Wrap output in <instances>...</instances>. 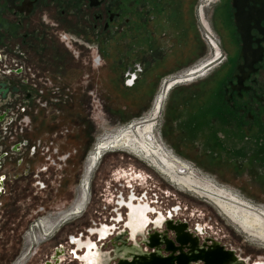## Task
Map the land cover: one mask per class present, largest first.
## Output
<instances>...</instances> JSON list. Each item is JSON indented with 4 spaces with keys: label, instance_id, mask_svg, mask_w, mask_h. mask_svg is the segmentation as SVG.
<instances>
[{
    "label": "flooded vegetation",
    "instance_id": "flooded-vegetation-1",
    "mask_svg": "<svg viewBox=\"0 0 264 264\" xmlns=\"http://www.w3.org/2000/svg\"><path fill=\"white\" fill-rule=\"evenodd\" d=\"M196 4L197 0H0V199L6 195L11 181L13 155H18L16 165L21 167L25 161L23 152L31 148L33 155L39 146V143L31 145L29 135L35 131L32 119L58 114L62 100L71 101L76 95V56L72 49L83 50L89 64L92 54L101 64L111 50L117 57L118 69L123 70L121 80L129 87L153 80V72L163 69L167 63L182 68L165 77L160 83L164 85L191 68H186L190 60L186 58L185 49L190 35L197 36L196 20L189 21L188 14L189 8H195ZM206 20V25L209 24L219 36V50L222 53V48L225 59L217 77L209 80L212 84L205 104L199 103L203 113L199 112V115L205 116L203 120L199 118V134L207 135V148L233 151L246 142H249L246 143L249 149L258 143L262 146L264 0H218L210 11L209 21ZM168 49L174 51L168 53ZM197 62L199 59L195 64ZM200 80L182 83L167 91L158 114L172 91ZM85 83H90V78H86ZM61 85H67V88L61 90ZM156 97L157 94L144 116L150 115ZM146 119L104 131L96 139L84 161L81 181L71 206L40 218L31 226L23 238V249L11 264H27L40 244L84 213L90 200L92 176L106 155L120 152L141 157L133 149L118 144L113 136L135 128ZM187 124L196 128L190 120ZM262 157L264 161V154ZM250 158L248 156L246 160ZM28 175L26 168L24 176ZM114 177L117 182L127 180L130 189L134 181L144 183L147 179L141 171L129 174L119 171ZM133 199L132 194L127 200L121 196L116 203L126 208L127 220L117 213L110 225L89 228L86 239H82V235L68 239L74 246L70 251L71 262L118 264L120 260L137 256L178 257L189 254L192 248L200 255L219 246L237 257L232 264H251L210 235L206 226H190L185 218L178 217L180 209L151 208ZM144 199L147 198L144 196ZM110 201L114 202L113 198ZM93 235L94 242L90 238ZM256 243L264 245L263 242ZM64 251L62 247L56 248L44 264L62 262L60 257ZM198 264L204 263L199 260Z\"/></svg>",
    "mask_w": 264,
    "mask_h": 264
},
{
    "label": "rangeland",
    "instance_id": "rangeland-1",
    "mask_svg": "<svg viewBox=\"0 0 264 264\" xmlns=\"http://www.w3.org/2000/svg\"><path fill=\"white\" fill-rule=\"evenodd\" d=\"M200 1L197 0L193 14L197 36L193 38L190 35L188 45L184 48L186 58H194L186 68L195 66L198 59L200 62L207 56L214 57L217 50V58L220 55L219 36L215 35L209 24L207 27L214 37L213 44H209L210 52L202 41L200 31L205 34L206 25L200 18L198 24L197 8ZM215 4L206 8L204 21L206 18L209 21L210 11ZM72 50L76 56V95L71 101L61 99L58 114L40 115L32 119L35 131L29 135L31 145L39 143V146H36L33 155L30 154L31 148L23 152L25 161L21 167L16 165L18 155L12 157L11 181L8 183L6 195L0 199V264H11L20 254L25 234L40 218L54 215L71 206L81 181L84 161L96 139L104 131L130 126L145 118L147 114H144L149 110L155 94L158 95L162 88L161 81L182 70L154 79V83L147 79L148 82L145 81L144 85L129 87L121 80L123 70L118 69L115 62L117 57L111 50L107 60L101 64L93 54L89 64L87 54L83 50ZM169 50L168 53L174 51ZM221 51L224 55L222 48ZM217 58L213 59L210 68L217 63ZM220 67L221 65L214 67L208 72V75H211L207 79L180 87V91L174 92L199 94L202 98L199 99L198 96L194 103L185 101L181 108L183 111L177 110L173 119L170 118L169 112H166L164 104L162 112L160 110L158 114L160 118L156 115L151 121L155 134H152L153 140L166 152L186 163L193 174L200 176L205 183H215L228 189L242 201L264 209V145L258 143L249 149L246 144L249 142L244 140L246 143H240L238 149L233 151L217 147L207 148V135L199 134V118L205 119V116L201 115L203 113L199 103L205 104L206 95L211 90L212 81L209 80L217 77L214 75ZM86 78H90V83H85ZM60 88L63 90L67 85H61ZM63 93L66 94V91ZM189 120L197 129L188 127ZM129 155L116 152L102 159L92 176L90 200L84 213L64 224L40 244L27 264H44L58 247L65 250L60 257V264H79L71 262L70 251L74 250V246L68 239L80 235L82 239H86V231L89 228L98 227L100 224L110 225L117 213L125 216L127 220L126 208L119 207L116 203L119 197L127 200L131 194L134 202L142 201L151 208L166 206L169 209H180L178 217L185 218L190 226H206L210 235L231 247L241 258L247 259L251 264H264V245L253 242L240 233L206 199L169 183L162 171L148 160L134 153ZM248 156L251 160H246ZM26 168L29 170L28 176H24ZM119 171H126L128 174L141 171L147 179L144 183L134 181L133 188L130 189L127 188V180H115L114 176ZM144 196L147 199H144ZM112 198L114 202L110 201ZM90 238L93 242L96 241L94 235Z\"/></svg>",
    "mask_w": 264,
    "mask_h": 264
},
{
    "label": "bare ground",
    "instance_id": "bare-ground-1",
    "mask_svg": "<svg viewBox=\"0 0 264 264\" xmlns=\"http://www.w3.org/2000/svg\"><path fill=\"white\" fill-rule=\"evenodd\" d=\"M211 4L212 0H201L200 2L199 18L205 25V10ZM204 29L210 32L207 25L206 27L204 26ZM212 39H214L213 36L210 41L211 44H213ZM217 55L218 50L214 57L208 58L207 56L195 66L177 74L176 77L179 76V78L173 81L172 79L175 77L167 80V83L160 88L154 104L151 107V113L147 116L148 119H146L147 117L143 118L142 120H146L138 123L135 128L120 131L113 138L114 141H118V144L133 149L142 158L144 157L149 163L157 167L159 171L161 170L163 175L166 176V179L173 185L185 191L188 190L197 194L199 198L209 201L223 217L228 219L240 233L246 235L251 241L264 243V209H259L254 207V205H250L248 202L242 201L234 193L215 183H205L204 179L202 180L200 176L193 174L186 163L166 152L153 140V125L151 121L158 114L162 106V100L167 95V91L169 92L174 86H178L179 84H187L194 80L207 77V70L214 61L213 59L217 58ZM168 86L171 88L169 89Z\"/></svg>",
    "mask_w": 264,
    "mask_h": 264
},
{
    "label": "water",
    "instance_id": "water-1",
    "mask_svg": "<svg viewBox=\"0 0 264 264\" xmlns=\"http://www.w3.org/2000/svg\"><path fill=\"white\" fill-rule=\"evenodd\" d=\"M195 248H192L191 252L187 255L178 257H160L158 255L150 256H137L131 260H120L118 264H198L199 260L204 264H232L237 261V257L233 252L225 251L219 246H215L212 251L206 253H200ZM61 261L57 260L55 264H60Z\"/></svg>",
    "mask_w": 264,
    "mask_h": 264
},
{
    "label": "crops",
    "instance_id": "crops-1",
    "mask_svg": "<svg viewBox=\"0 0 264 264\" xmlns=\"http://www.w3.org/2000/svg\"><path fill=\"white\" fill-rule=\"evenodd\" d=\"M188 14H190V16H189V21L191 20V19H193V14H194V8H189V11H188ZM186 54V53H185ZM197 57V56H196ZM193 57H191V58H189V60H193L192 59ZM198 59V58H197ZM187 65H189V62H188V64ZM186 65V66H187ZM182 69V68H181ZM177 70H180V68H178L176 65H174V63H172V62H170V63H167L166 65H165V67H163V69H160V70H156V71H154L153 72V76L152 77H154L153 78V80H149V82H155L154 81V79H158V77L159 76H163V75H166V74H168V73H172V72H175V71H177ZM216 74H218V71L216 72ZM214 76H216V75H214ZM146 82H148V81H146ZM146 82H142V83H140V84H137V85H144V84H146ZM136 85V86H137ZM178 90V89H177ZM176 91V90H175ZM175 91H172L170 94H169V96H168V98H167V100H166V102H165V110H166V112H169V115H170V118L171 119H173L174 118V116H175V112L177 111V110H180V111H183V109H181L182 107H183V105L186 103L185 101H187V103L189 102H192V103H194V99H196L198 96H199V94H193V93H190V94H183V93H178V92H176V93H174ZM178 91H180V90H178ZM188 99V100H187ZM184 102V103H183ZM192 108H193V106H191ZM187 108H189V107H187ZM166 140V139H165ZM172 148V147H171ZM173 149V148H172ZM174 150V149H173ZM175 151V150H174Z\"/></svg>",
    "mask_w": 264,
    "mask_h": 264
},
{
    "label": "built area",
    "instance_id": "built-area-1",
    "mask_svg": "<svg viewBox=\"0 0 264 264\" xmlns=\"http://www.w3.org/2000/svg\"><path fill=\"white\" fill-rule=\"evenodd\" d=\"M218 0H215L212 4H215L216 2H217ZM201 2V1H200ZM201 5L199 4L198 5V8H197V19L199 20V7H200ZM211 6V5H210ZM210 6H208V8L210 7ZM198 24H199V21H198ZM204 31H205V34H203V33H201V31H200V34H201V38H202V41L204 42V44L207 46V48H208V51L210 52V49H209V43L211 44V38H212V35H211V33L210 32H208L206 29H204ZM208 52V53H209ZM224 59H225V57H224V55L222 54V53H220V55L218 56V58H217V63L216 64H214L211 68H208V70H207V72H210L214 67H216V66H220L221 64H222V62L224 61ZM198 64V63H197Z\"/></svg>",
    "mask_w": 264,
    "mask_h": 264
},
{
    "label": "trees",
    "instance_id": "trees-1",
    "mask_svg": "<svg viewBox=\"0 0 264 264\" xmlns=\"http://www.w3.org/2000/svg\"><path fill=\"white\" fill-rule=\"evenodd\" d=\"M211 75V74H210ZM208 77H210L209 75L206 77V79L208 78ZM263 154H264V151H263ZM261 155H262V151H261Z\"/></svg>",
    "mask_w": 264,
    "mask_h": 264
}]
</instances>
